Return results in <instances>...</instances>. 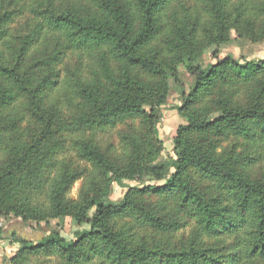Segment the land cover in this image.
I'll use <instances>...</instances> for the list:
<instances>
[{
    "label": "trees",
    "instance_id": "obj_1",
    "mask_svg": "<svg viewBox=\"0 0 264 264\" xmlns=\"http://www.w3.org/2000/svg\"><path fill=\"white\" fill-rule=\"evenodd\" d=\"M231 30L263 41L264 0H0V216L88 226L13 264H264V57L199 63ZM180 64L186 123L156 162Z\"/></svg>",
    "mask_w": 264,
    "mask_h": 264
},
{
    "label": "rangeland",
    "instance_id": "obj_2",
    "mask_svg": "<svg viewBox=\"0 0 264 264\" xmlns=\"http://www.w3.org/2000/svg\"><path fill=\"white\" fill-rule=\"evenodd\" d=\"M230 39L226 44L217 47H207L200 59V64L206 66L208 63L214 62V52L220 57L231 55L233 59L240 62L245 60H257L264 57V40L252 42L249 39L242 38L230 31ZM72 61V60H71ZM179 83H172V86L167 93L165 105L161 109L159 119L158 134L163 142L164 150L161 151L156 162L163 161L173 147V137L175 136L178 126L185 124L186 119L179 106L182 102V96L185 95L189 86L193 82L191 74L186 70L184 64L178 66ZM148 110V108L146 107ZM219 114H213L210 121L218 117ZM138 121H131L118 126L114 133L107 138L112 142H117L120 134L131 129L130 126H137ZM79 168H85V164L80 163ZM263 168L257 167L252 170V176L261 178L260 173ZM262 176H261V175ZM82 178L77 180L67 193V197L75 200L78 197V192L82 183ZM124 184L134 185L136 182L123 180ZM155 184H161L163 180L153 181ZM110 198L113 201H119L126 188L118 185L116 182L111 183ZM88 228L87 225L79 224L74 218L65 216L63 218H50L48 221L24 220L15 215L0 216V264H13L12 259L20 249L19 240H27L28 242H38L46 237L50 230H56L65 239H71L77 230ZM188 228L184 232V238L187 237ZM55 257H30L25 264H56Z\"/></svg>",
    "mask_w": 264,
    "mask_h": 264
}]
</instances>
